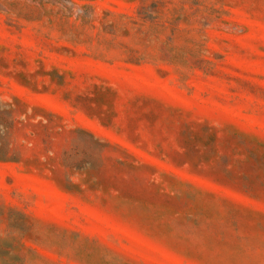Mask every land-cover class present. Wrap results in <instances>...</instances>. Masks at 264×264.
<instances>
[{
    "label": "rangeland",
    "instance_id": "obj_1",
    "mask_svg": "<svg viewBox=\"0 0 264 264\" xmlns=\"http://www.w3.org/2000/svg\"><path fill=\"white\" fill-rule=\"evenodd\" d=\"M0 264H264V0H0Z\"/></svg>",
    "mask_w": 264,
    "mask_h": 264
}]
</instances>
